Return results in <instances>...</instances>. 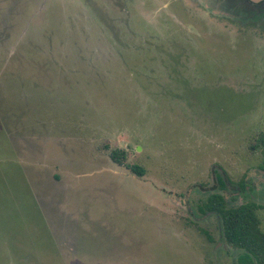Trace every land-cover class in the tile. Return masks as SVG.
<instances>
[{"label":"rangeland","instance_id":"obj_1","mask_svg":"<svg viewBox=\"0 0 264 264\" xmlns=\"http://www.w3.org/2000/svg\"><path fill=\"white\" fill-rule=\"evenodd\" d=\"M247 7L0 0V264H239L197 205L225 193L218 175L255 188L229 206L264 204V18Z\"/></svg>","mask_w":264,"mask_h":264},{"label":"trees","instance_id":"obj_2","mask_svg":"<svg viewBox=\"0 0 264 264\" xmlns=\"http://www.w3.org/2000/svg\"><path fill=\"white\" fill-rule=\"evenodd\" d=\"M252 148L254 150L261 149L264 156V135ZM110 155L113 162L123 165L127 153L122 150H114ZM261 168H264V162ZM129 169L138 176H143L145 173L144 168L139 165H131ZM218 178L220 189H224L226 181L221 175ZM241 182L244 187L245 180ZM197 210L202 215L207 216L212 213L219 217L221 238L239 252V264H264V231L259 216V212L264 210V204L251 201L236 207L229 206L224 194L214 191L197 205Z\"/></svg>","mask_w":264,"mask_h":264},{"label":"flooded vegetation","instance_id":"obj_3","mask_svg":"<svg viewBox=\"0 0 264 264\" xmlns=\"http://www.w3.org/2000/svg\"><path fill=\"white\" fill-rule=\"evenodd\" d=\"M243 3L246 5H248V10L247 11H252L250 13H253V16H259L264 18V1L260 2V3H253L250 0H242ZM260 170L264 172V168L260 167ZM220 175H218L216 177V181L218 182V186L220 185L219 183V177ZM225 181V188L221 189L223 191H225L224 193V197L226 198L227 202L229 197L231 196L232 198H236V200H243L244 198H255L254 196V190L255 188L250 185V183L248 182V180H245V185L244 187H242V182H240L237 185H234L233 183H231L228 178L225 179L223 176H221ZM218 188V187H216ZM212 192V191H210ZM222 194V193H221Z\"/></svg>","mask_w":264,"mask_h":264},{"label":"water","instance_id":"obj_4","mask_svg":"<svg viewBox=\"0 0 264 264\" xmlns=\"http://www.w3.org/2000/svg\"><path fill=\"white\" fill-rule=\"evenodd\" d=\"M250 1L253 2V3H260V2H262L264 0H250Z\"/></svg>","mask_w":264,"mask_h":264}]
</instances>
